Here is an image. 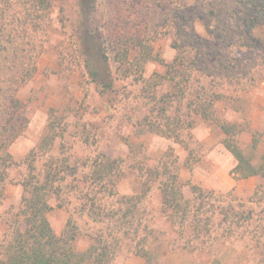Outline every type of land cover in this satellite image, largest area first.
Wrapping results in <instances>:
<instances>
[{
    "label": "rangeland",
    "instance_id": "1",
    "mask_svg": "<svg viewBox=\"0 0 264 264\" xmlns=\"http://www.w3.org/2000/svg\"><path fill=\"white\" fill-rule=\"evenodd\" d=\"M119 15L157 58L143 78L125 77L106 42L118 77L109 95L85 73L77 37L87 27L104 39ZM179 50L196 63L184 97L162 113L160 100L172 88L164 77ZM210 99L213 112L199 116L197 105ZM146 117L163 129L171 124L173 134L144 133ZM54 119L53 150H38ZM220 122L242 129L238 139L257 162L264 154V0H96L92 12L81 0H0V244L11 236L35 150L39 169L52 155L64 161L49 219L59 235L70 221L78 226V250L103 236L117 249L108 264H145L144 250L161 264H264V179L236 177ZM102 156L120 163L113 193L91 186ZM171 173L187 197L194 186L209 194L210 237L195 239L167 216L161 182ZM84 193L108 213L104 221L82 211Z\"/></svg>",
    "mask_w": 264,
    "mask_h": 264
},
{
    "label": "trees",
    "instance_id": "2",
    "mask_svg": "<svg viewBox=\"0 0 264 264\" xmlns=\"http://www.w3.org/2000/svg\"><path fill=\"white\" fill-rule=\"evenodd\" d=\"M96 0H81L84 6L94 10ZM105 35L101 37L97 29L87 28L77 37L78 58L82 61L85 73L89 79L101 88L104 94L117 92V78L114 76L110 65V56L107 52L106 42L114 45L116 50L115 59L117 60L119 71L123 76L140 75L149 61L156 60L157 56L153 53V45L143 41L141 35L129 28L127 22L118 16L111 20L106 27ZM188 58V59H187ZM196 61L194 57H188L184 51L179 50L174 61L169 65L166 78L172 83V88L162 96L160 111L168 110L169 104L175 99L185 95V86L189 83L192 69ZM191 68V69H189ZM173 92V93H172ZM215 100L210 99L208 104L201 103L196 107L199 116L209 118L213 112ZM159 103V102H157ZM142 127L144 133L161 132L172 135L173 127L171 124L163 129L161 124L154 122L146 117ZM59 122L54 119L51 122L48 133L43 138L38 150L52 151L60 135ZM225 136L223 143L233 154L236 164L233 173L238 178H248L260 175L264 179V154L257 162L247 154L246 149L240 143L238 134L242 129L236 123L220 122L218 124ZM166 130V131H163ZM257 146L256 142L253 148ZM4 157V156H3ZM36 151L33 150L27 157L29 175L23 181L22 205L16 218L11 222V236L8 240L0 244V264H88L111 263L116 254L113 242L109 243L103 236L92 237V243L85 250H78L75 241L79 236L78 226L69 222L62 234H57L50 222L49 213L53 209L51 200L60 192L62 179L65 178L66 166L64 161L60 162L59 157L53 155L49 157L46 167L39 169L36 163ZM120 169L117 159L102 156L96 160L91 169V186L98 187L100 191L109 189L114 191ZM163 174H166V172ZM172 178V179H170ZM164 196V211L171 221L181 229L189 227L195 239H202L211 236L212 216H205L207 192L200 187L194 186L193 198L187 197L184 192L185 184L179 179L177 173H171L167 179L161 182ZM149 190L144 189L143 195ZM85 194V202L82 211L96 221H104L107 212H104L101 204L97 203L96 197ZM220 213L229 224L236 223L231 219L232 215L229 207H221ZM237 216V214H235ZM243 214L237 217L243 218ZM245 218V216H244ZM145 256V264H161L155 260L148 251H142Z\"/></svg>",
    "mask_w": 264,
    "mask_h": 264
}]
</instances>
